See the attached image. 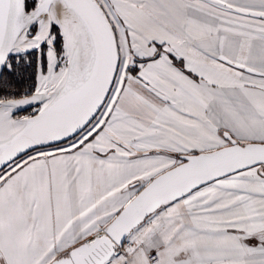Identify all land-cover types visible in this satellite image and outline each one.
<instances>
[{"label": "snow or ice", "instance_id": "6c2138e0", "mask_svg": "<svg viewBox=\"0 0 264 264\" xmlns=\"http://www.w3.org/2000/svg\"><path fill=\"white\" fill-rule=\"evenodd\" d=\"M0 264H264V0H0Z\"/></svg>", "mask_w": 264, "mask_h": 264}]
</instances>
